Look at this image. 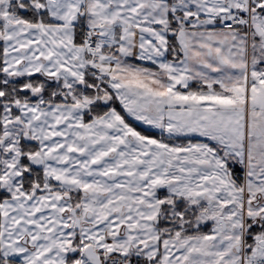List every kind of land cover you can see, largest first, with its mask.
<instances>
[{"label":"snow or ice","instance_id":"obj_1","mask_svg":"<svg viewBox=\"0 0 264 264\" xmlns=\"http://www.w3.org/2000/svg\"><path fill=\"white\" fill-rule=\"evenodd\" d=\"M0 264H264V0H0Z\"/></svg>","mask_w":264,"mask_h":264}]
</instances>
